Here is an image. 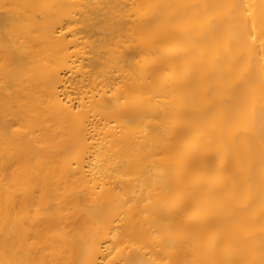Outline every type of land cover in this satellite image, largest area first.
Returning a JSON list of instances; mask_svg holds the SVG:
<instances>
[{"label":"bare ground","instance_id":"obj_1","mask_svg":"<svg viewBox=\"0 0 264 264\" xmlns=\"http://www.w3.org/2000/svg\"><path fill=\"white\" fill-rule=\"evenodd\" d=\"M0 264H264V0H0Z\"/></svg>","mask_w":264,"mask_h":264}]
</instances>
